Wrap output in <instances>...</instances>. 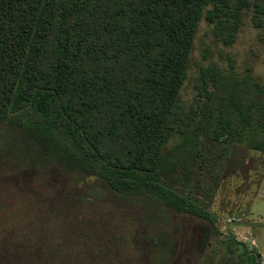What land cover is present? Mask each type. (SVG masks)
<instances>
[{
    "label": "trees",
    "instance_id": "obj_1",
    "mask_svg": "<svg viewBox=\"0 0 264 264\" xmlns=\"http://www.w3.org/2000/svg\"><path fill=\"white\" fill-rule=\"evenodd\" d=\"M249 5L0 0V127L19 142V158L29 151L32 166L57 163L101 176L121 195L213 221L187 185H173L172 151L180 143L196 159L195 138L203 135L223 153L264 152V78L209 64L200 67L189 108L181 92L202 19L230 44ZM254 10L264 14V2ZM254 22L264 27L261 18ZM228 264L262 263L251 252Z\"/></svg>",
    "mask_w": 264,
    "mask_h": 264
},
{
    "label": "rangeland",
    "instance_id": "obj_2",
    "mask_svg": "<svg viewBox=\"0 0 264 264\" xmlns=\"http://www.w3.org/2000/svg\"><path fill=\"white\" fill-rule=\"evenodd\" d=\"M255 1L264 2L249 0L239 11L242 24L230 44L202 19L181 92L188 108L202 66L264 78V27L254 22L264 14L255 13ZM195 139L196 159L180 143L172 151L170 176L178 190L182 183L192 190L213 221L121 195L101 176L43 165L36 155L32 166L29 151L19 158V142L0 127V264H228L251 252L264 264V152L223 153L205 136Z\"/></svg>",
    "mask_w": 264,
    "mask_h": 264
}]
</instances>
